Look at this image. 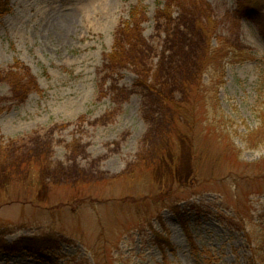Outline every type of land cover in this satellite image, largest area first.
Instances as JSON below:
<instances>
[{
    "label": "rangeland",
    "instance_id": "rangeland-1",
    "mask_svg": "<svg viewBox=\"0 0 264 264\" xmlns=\"http://www.w3.org/2000/svg\"><path fill=\"white\" fill-rule=\"evenodd\" d=\"M10 4L0 264H254L264 0ZM219 46L225 57L209 60ZM23 237L36 252L5 251Z\"/></svg>",
    "mask_w": 264,
    "mask_h": 264
},
{
    "label": "trees",
    "instance_id": "trees-1",
    "mask_svg": "<svg viewBox=\"0 0 264 264\" xmlns=\"http://www.w3.org/2000/svg\"><path fill=\"white\" fill-rule=\"evenodd\" d=\"M11 0H0V16L7 14L10 12L11 10V4H10ZM225 51H224V47L223 46H219L216 48H211L208 52L209 55V60H213V61H218L221 59H223L225 57ZM122 55L117 53L116 51H113L110 53L109 57L112 60H116L119 59ZM196 87L192 86L190 89L189 94H191L192 91L195 90ZM195 105V104H194ZM180 113L185 112L186 110L189 113H192V110H190V107H186V106H181L179 107ZM186 113V112H185ZM175 124H177V121H174ZM262 130L264 132V127H262ZM261 133H259L258 131L256 133H254L253 137L251 138V140H253L257 135H260ZM186 137L190 140V137L188 135H186ZM250 140V141H251ZM255 146H258L259 143L256 142L254 143ZM157 237L159 238V242L160 244L164 247V248H170L173 249V244L170 241V239H168L167 237H164L162 234L158 233ZM28 238L23 237L22 239L19 240V245L16 246H12L9 245L5 247V251L7 252H13L15 250H19L22 247V249H27L31 252H36L33 249H30V247L28 246V244H26V242L24 240H27ZM254 259V264H264V240L261 241V243L257 244L256 249H255V253L253 256ZM162 264H168V259L166 257H164V262Z\"/></svg>",
    "mask_w": 264,
    "mask_h": 264
}]
</instances>
